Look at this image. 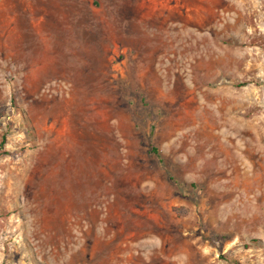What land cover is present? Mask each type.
<instances>
[{"label": "rangeland", "instance_id": "1", "mask_svg": "<svg viewBox=\"0 0 264 264\" xmlns=\"http://www.w3.org/2000/svg\"><path fill=\"white\" fill-rule=\"evenodd\" d=\"M0 264H264V0H0Z\"/></svg>", "mask_w": 264, "mask_h": 264}, {"label": "trees", "instance_id": "2", "mask_svg": "<svg viewBox=\"0 0 264 264\" xmlns=\"http://www.w3.org/2000/svg\"><path fill=\"white\" fill-rule=\"evenodd\" d=\"M150 152L157 157V159H158V161L160 163H163V158H162L161 152H160V150L158 149L157 146L151 144V146H150Z\"/></svg>", "mask_w": 264, "mask_h": 264}]
</instances>
